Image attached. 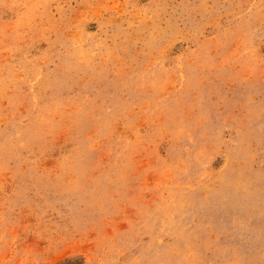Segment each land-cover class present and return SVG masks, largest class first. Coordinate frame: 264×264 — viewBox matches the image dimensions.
Wrapping results in <instances>:
<instances>
[{
  "label": "rangeland",
  "instance_id": "374dc122",
  "mask_svg": "<svg viewBox=\"0 0 264 264\" xmlns=\"http://www.w3.org/2000/svg\"><path fill=\"white\" fill-rule=\"evenodd\" d=\"M0 264H264V0H0Z\"/></svg>",
  "mask_w": 264,
  "mask_h": 264
}]
</instances>
